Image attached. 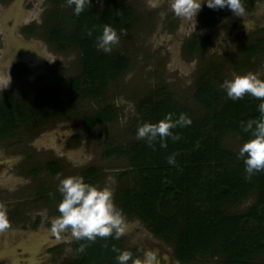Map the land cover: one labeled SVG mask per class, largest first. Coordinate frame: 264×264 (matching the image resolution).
<instances>
[{
	"label": "trees",
	"instance_id": "16d2710c",
	"mask_svg": "<svg viewBox=\"0 0 264 264\" xmlns=\"http://www.w3.org/2000/svg\"><path fill=\"white\" fill-rule=\"evenodd\" d=\"M260 1L264 0H242L246 10ZM231 12L228 8L210 9L206 4L198 18L200 29L214 26ZM57 16L58 11L46 24L47 41L63 53L78 50L81 74L72 79L69 92L57 101L53 114L38 109L40 99L34 103L23 96L12 102L0 100V135L15 131L29 120H41L46 126L44 119L48 117L77 112L80 100H104L109 84L129 68L127 57L98 50L96 39L105 24L118 34L121 29L129 30L136 22L132 4L126 0H103L100 8L86 7L79 16L73 9L66 22L58 21ZM93 28L92 36H88V30ZM26 30L30 35L38 31L34 27ZM200 37L195 35L185 43L183 51L188 56L211 47L209 37ZM258 54H264V40L250 43L243 61L237 65L243 70L253 67ZM225 69L222 62L202 69L195 86L194 100L199 107L196 111L173 100L164 87L150 91L139 101L140 118L130 129L133 139L123 147L107 144L104 153L107 159L128 161L129 171L120 173L126 183L120 185L115 195L117 207L126 216L147 225L152 234L174 245L175 255L183 264L214 258H218L220 264H257L264 256V172L257 173L250 181L246 179L243 159L239 152L226 147L225 141L229 136L243 143L251 139L241 122L259 118L258 106L262 101L251 96L238 101L227 98L220 87ZM25 73L24 67L18 75ZM104 103L81 116L83 134L118 119L116 107ZM168 113L174 114L173 119L186 113L192 120L190 126L174 130L181 137L178 141L168 139L167 148H162L159 142L152 148L146 141L136 139L139 126L146 122L158 123ZM173 153L178 154L177 166L167 162V157ZM50 168L55 175L61 173L58 163H52ZM81 176L94 186L101 180V173L94 168L83 171ZM248 200L253 201L251 206L237 212L235 208ZM81 243L87 242L76 243L77 254L69 264H115L119 253L113 252L112 246L121 252L124 250L122 237L97 239L84 253H78ZM131 253L136 259V253Z\"/></svg>",
	"mask_w": 264,
	"mask_h": 264
},
{
	"label": "rangeland",
	"instance_id": "374dc122",
	"mask_svg": "<svg viewBox=\"0 0 264 264\" xmlns=\"http://www.w3.org/2000/svg\"><path fill=\"white\" fill-rule=\"evenodd\" d=\"M126 1L134 7L136 22L127 30L126 36L118 34L121 36L120 42L113 46L111 54L127 57V72L109 84L104 100H80L76 106L77 112L60 114L58 118L49 117L46 126L32 120L28 130L27 127L21 130H26L27 133L24 142L29 143L32 138L38 149L39 155L35 154L36 157L31 162L33 166L38 165V161L44 163L56 159L62 168L60 179L81 176L83 171L94 168L101 173L100 183L96 186H107L114 195L120 185L126 183L120 173L129 171V167L125 158H105L106 145L113 143V147H123L133 139L130 129L135 125L136 119L140 118L139 101L150 91L164 87L173 100L196 111L199 110L194 100L197 78L202 69L211 63H225L224 80H231L234 74L245 75L249 72L264 79V54H258L255 65L247 70L237 65L243 61L244 52L250 43L264 40V3H258L251 11L245 12L243 17L234 16L223 21L219 30L198 31L197 17L191 21L177 18L170 8L171 0ZM102 4L103 0H91L90 7L100 8ZM206 4L205 0L202 7ZM73 7L75 6H67L66 0H0L1 98L14 97L22 91L29 103L40 99L38 109L43 108L47 114L54 113L55 104L65 98L72 79L81 74V69L78 50L70 49L63 53L48 44L49 29L46 24L52 21L55 11H58V21L66 22ZM30 25H37L36 36L22 32L23 28ZM198 34L210 36L212 45L206 51L188 56L183 51L185 43ZM253 35L261 39H250ZM22 53L26 54L32 65L29 77L22 82H10L7 77L10 67L8 64L13 59H21ZM104 102L116 107L118 119L113 124L96 128L87 135L83 134L80 129L81 116L99 109ZM225 141L226 147L235 152H239L244 144L234 136H229ZM5 143L10 142H0V154L16 153L8 151ZM39 174L41 175L35 177L32 183L20 186L14 181L15 173L12 176L0 174V183L2 181L7 188L2 198L6 202L13 226L7 233L0 234V264H22V260L31 261L32 264H63L74 256V241L57 242L48 231L51 219L59 215L58 205L61 201L55 199L57 203L51 207L32 201V197L38 194L35 184L46 188V196L56 192L62 198L58 191L57 176H51L42 169ZM1 194L0 192V196ZM18 198L23 199L20 200L21 205H15ZM252 203V200H248L235 209L237 212L245 211ZM22 209L25 212L24 222L18 224L11 219V214ZM125 217L129 224V230L123 236L126 246L142 250V264H159V258L163 260V264H176L171 244L155 237L137 219ZM36 221H40L38 227H35ZM4 246L9 248L8 251L25 247L26 253L19 251L13 257L1 255ZM205 262L198 264H208L210 261ZM211 264L218 262L213 259ZM257 264H264V256Z\"/></svg>",
	"mask_w": 264,
	"mask_h": 264
},
{
	"label": "clouds",
	"instance_id": "9594fccd",
	"mask_svg": "<svg viewBox=\"0 0 264 264\" xmlns=\"http://www.w3.org/2000/svg\"><path fill=\"white\" fill-rule=\"evenodd\" d=\"M205 0H171V11L177 18L191 21L202 10ZM207 7L214 10L228 8L234 15L243 17L245 7L242 0H206ZM67 6H75L74 13L79 16L86 7L91 6V0H66ZM93 29H89L88 36H92ZM121 35H127V29L120 30ZM121 36L108 24H105L102 34L96 39L98 50L111 53L113 46L119 44ZM220 87L225 90L227 98L238 101L245 96H251L262 101L258 106L260 117L241 122L244 132L251 134V139L245 142L239 150V157L245 165V178L249 181L254 175L264 172V79L258 74L249 72L245 75H233L231 80H224ZM174 114L168 113L158 123L146 122L138 127L136 139L146 141L149 147L154 148L159 142L162 148H167L168 139L173 142L181 137L174 130L192 124L191 118L186 113H181L178 119H173ZM198 146V145H197ZM177 153L167 157L170 165L177 166ZM59 180L58 191L62 200L58 205L59 215L50 221L49 234L57 242L72 243L85 241L77 249L84 253L86 248L94 244L97 239L119 240L129 230L123 210L118 208L114 192L109 187L100 188L86 183L83 176H69ZM54 196L53 193L49 194ZM8 215V208L0 203V234H5L12 229ZM112 251L119 253L116 257L118 264H142L139 259H133L130 251H120L115 245Z\"/></svg>",
	"mask_w": 264,
	"mask_h": 264
},
{
	"label": "flooded vegetation",
	"instance_id": "af4514ba",
	"mask_svg": "<svg viewBox=\"0 0 264 264\" xmlns=\"http://www.w3.org/2000/svg\"><path fill=\"white\" fill-rule=\"evenodd\" d=\"M258 3H264V1L263 2L260 1V2L254 3L255 5H253L249 10L245 9V12L251 11V9H253ZM204 7H202V10H203ZM202 10L197 15V29H198V31H204L206 29L213 30L215 28H216V30H219L220 29L219 25L223 21L228 20L229 18H231V17L233 18L234 16H236V15L233 14V12H231L228 16L222 18L214 26L209 27V28L208 27H202V29H200V23H199L198 18H199L200 13L202 12ZM55 13H56V11H55ZM55 13H53V14L55 15ZM31 27H34V28L37 29V25H30V26H27V27L23 28L22 32L27 34V35H29L26 32L27 31L26 29L31 28ZM36 34H37V32L35 34H33L32 36H36ZM200 36H201L200 37L201 39L205 38L206 36L209 37L210 39H212L208 35H202L201 34ZM245 36L249 37V34H246ZM250 39H257V38H255V35H253L252 37H250ZM48 44L52 45L49 42H48ZM22 54H23V56H22L21 59H13V61H11L8 64L10 67H9V73L7 74V77L11 80L10 82H14V81L22 82L23 80H25V79H27L29 77L30 70L32 69V65L30 63V60L29 59L27 60L28 57H26V54L25 53H22ZM24 67L26 68V73L19 76L18 73H20L22 68L24 69ZM6 90H10V89H6ZM22 96L24 97V94L22 93V91H20L14 97H11V96H6V97H3V98L0 97V100H9V101L12 102V101H14L16 99H20ZM60 116L57 115V116H53V117H57L58 118ZM48 118L44 119V121L47 120ZM17 122H20V121L17 120ZM30 122H31V120L25 122L24 124H20L15 129V131H9V132H6V134L0 135V142H3V143L4 142H10V143H5V144H7L6 145L7 150L10 151V152H12V151L16 152V153H5L6 155L5 154H0V158H1V161H0V174L2 176L3 175L6 176V174L8 176H12L15 173V175H13L14 176L13 178H14V181H16V183L19 186L20 185H28L30 182L32 183L33 182L32 180L35 177L41 175V174H39L41 169H42V171L46 170L48 172V174L51 175V176H58V175H60L62 173V168H61V173H59L57 175H55L52 172L51 168H50L52 163H58L59 164V162L56 161V159L48 160V161H45L44 163H41V161H38L39 162L38 165H36V166L32 165L31 162L35 159V157H36L35 154L39 155V152H38V149L35 148V143H34L32 138H31L29 143L24 142L25 137L27 136V133L25 132L26 130L21 131L25 127H27V130H28V127L30 128ZM37 122H40L42 125L44 123L41 120H39ZM20 166H21V169L19 168ZM60 167H61V165H60ZM12 172H13V174H10ZM22 178H24L25 181ZM28 187H31V186H28ZM28 187H25V188L27 189ZM8 188H9V190H11L10 187H8ZM25 188L23 187V189H25ZM35 188L38 190L37 191L38 194L36 196L32 197L33 198V200H32L33 202L40 203V204L41 203L47 204V205H49L51 207V206H53V205H55L57 203L56 200H58V202H60L62 200V198L60 196H57L56 192L54 193V196H50V195L46 196L47 190L43 186L39 187V185L35 184ZM4 190H7V188H5V185L2 184V181H1V183H0V192L2 194L0 196V203H4L5 204L6 202H4L3 198H2V197H4V194H5ZM115 195H114V199H115ZM20 200H23V199L22 198L16 199L15 205H17V204L21 205L22 203L20 204V202H21ZM28 202H31V201H28ZM24 213L25 212H24L23 209L21 211L17 210L14 214H11L12 215L11 219L13 221H15L16 223H18V224H23V222H24L23 214ZM127 217H129V216H127ZM129 218H133V217H129ZM137 220L140 221L139 219H137ZM40 221H38L39 223L36 221L37 223L35 224V227H38L40 225ZM150 232H151V230H150ZM151 234H152V232H151ZM155 237H157V236H155ZM122 238L124 240V250L123 251L135 252L136 253V259L141 260L143 254H144L142 252V250H140L138 248H133L132 249V248L127 247L124 237H122ZM157 238H159V237H157ZM159 239H161V238H159ZM163 241H165V240H163ZM76 243H78V242L74 241V245H73L74 256L71 257L70 260L68 259L67 261H65L63 264H69V263H72L75 260V257H76V254H77L76 251H75ZM166 243H168V242H166ZM172 246L174 248L173 249V251H174V255L173 256H174L175 263L176 264H183L177 259L176 255H175V246L174 245H172ZM4 248L5 249H4V251H3V253L1 255H8V256L13 257V255L17 254L19 251L22 252V253L23 252L26 253L25 247H23V248H17L16 247L15 249H12L11 251H8L9 248H7L6 246H4ZM214 260H216L218 262V264H220V261H219L218 258H214ZM209 261L210 262L208 264H211L212 260L210 259ZM20 262L22 264H32V263H30L31 261L28 262L27 260H22ZM158 262H159V264H163V260L160 259V258H159ZM204 262H205L204 260H200V261H192L191 263H188V264H198V263H204ZM129 263H131V261H129ZM16 264H19V263L16 262ZM92 264H95V263H92ZM115 264H118V261H116Z\"/></svg>",
	"mask_w": 264,
	"mask_h": 264
}]
</instances>
